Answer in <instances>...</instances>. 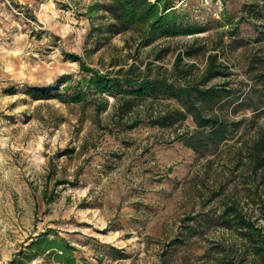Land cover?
Masks as SVG:
<instances>
[{
    "label": "rangeland",
    "instance_id": "obj_1",
    "mask_svg": "<svg viewBox=\"0 0 264 264\" xmlns=\"http://www.w3.org/2000/svg\"><path fill=\"white\" fill-rule=\"evenodd\" d=\"M173 1L186 22L205 31L142 47L130 33H94L101 13L89 15L88 7L105 0H0V264L44 232L69 240L77 264L253 261L240 235L217 218L233 201L259 216L264 165L251 176L248 152L264 112L241 110L235 115L245 117L238 135L217 154L201 155L177 138L195 127L191 118L170 128L143 124L126 130L121 124L130 119L119 122L116 99L107 98L109 108L96 115L91 104L34 100L25 93L29 85L82 79L70 54L101 73L133 65L138 73L181 84L198 80L208 56L215 55L231 74L209 84L228 80L232 88L251 91V78L261 71L253 57L264 53V42L255 41L253 24L260 20L246 12L261 0ZM236 18L241 23L235 39ZM189 48L195 53L190 57L184 55ZM179 53L183 60L175 67ZM167 105L176 102L156 103ZM137 110L134 115L146 119V109ZM28 264L62 263L49 257Z\"/></svg>",
    "mask_w": 264,
    "mask_h": 264
},
{
    "label": "trees",
    "instance_id": "obj_2",
    "mask_svg": "<svg viewBox=\"0 0 264 264\" xmlns=\"http://www.w3.org/2000/svg\"><path fill=\"white\" fill-rule=\"evenodd\" d=\"M94 13H101L102 20L101 24L93 27L94 33L106 37L130 33L139 39L142 47L151 46L162 39L195 35L205 31L202 27L186 22L182 8L178 9L173 0H105L94 2L88 7V14ZM247 14L260 20L259 25L253 24L259 31L255 41L264 42V0L250 4ZM236 21L231 31V37L235 39L241 23L238 19ZM261 50L263 53L264 47ZM194 54L191 48L184 51V55L189 57ZM69 57L80 63L81 72L84 73L82 79L72 82L73 77L67 76L54 85H29L25 93L34 100L56 98L67 105L91 104L96 115L109 108L107 98L116 99L114 107L119 122L130 119V123L126 120L121 124L126 130L138 128L143 124L170 128L191 118L195 127L177 135V138L197 154H217L222 147L228 145V142L238 135L245 119L235 118L241 110L251 109L253 115L264 112V53L253 57V63H256L261 71L251 78L254 83L250 84L251 91L232 88L228 80L221 84H209L215 78L229 77L231 74L223 65L217 64L215 55L208 56V63L198 80H189L184 84L169 81L167 78H151L148 74L138 73L133 65L127 70L120 68L114 74L101 73L86 66L79 56L70 54ZM155 57L160 59L161 55L156 53ZM182 60V54H177L175 67H178ZM249 69L255 70L257 66L251 65ZM184 74L179 72V75L188 76ZM252 94L256 95L255 99L251 97ZM98 99H102L103 104H97ZM158 100H173L176 105L156 107ZM141 107L148 113L146 119L137 117L140 112L137 109ZM263 151L264 125L260 126L258 138L248 152L252 166L249 169L251 176L256 175L258 169L264 165V159L259 160L263 157ZM66 183L69 182H58ZM259 205V216H252L246 213L240 201H233L225 204L217 218L223 227L236 231L248 246L247 252L253 255L250 264H264V201ZM75 251L76 248L66 238L55 232H44L24 245L8 264H28L38 258L49 257L62 264H77ZM220 264L231 262L223 258Z\"/></svg>",
    "mask_w": 264,
    "mask_h": 264
}]
</instances>
